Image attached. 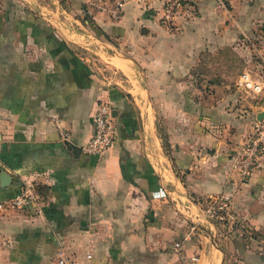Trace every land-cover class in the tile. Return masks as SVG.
I'll return each mask as SVG.
<instances>
[{
	"label": "crops",
	"instance_id": "crops-1",
	"mask_svg": "<svg viewBox=\"0 0 264 264\" xmlns=\"http://www.w3.org/2000/svg\"><path fill=\"white\" fill-rule=\"evenodd\" d=\"M70 1L83 19L68 34L86 31L111 64H125L126 79L136 64L155 99L103 81L100 65L52 25L72 19L62 8L37 14L31 0H0V202L26 184L42 197L41 213L0 209V264H56L60 254L71 264H264V157L249 177L233 161L264 99L195 77L211 68L204 56L247 54L242 40L258 37L264 0H181L169 23L168 0H105L123 2L119 18L94 0ZM103 103L117 142L86 154ZM213 197L227 198L230 214L193 232Z\"/></svg>",
	"mask_w": 264,
	"mask_h": 264
},
{
	"label": "built area",
	"instance_id": "built-area-1",
	"mask_svg": "<svg viewBox=\"0 0 264 264\" xmlns=\"http://www.w3.org/2000/svg\"><path fill=\"white\" fill-rule=\"evenodd\" d=\"M90 4L102 11H108L114 18H119L123 12V2H116L114 8L105 0H94ZM181 0H168L164 7V14L162 20L165 23L171 22L180 7ZM237 88L240 91L251 92L256 96L264 99V73L252 74L245 72L240 75L237 80ZM264 112V107L263 111ZM95 133L92 139L83 146V151L90 155H102L111 147H113L116 140V126L114 124V114L112 107L108 103H103L98 107L94 116ZM59 134L63 142L71 143V134L62 130L57 123ZM264 157V118L256 121L252 125V131L248 137L245 145L240 147L234 157V165L243 177H249L257 168L258 163ZM165 197V193H163ZM41 195L37 192L34 185L26 184L21 189L19 194L6 202H0V209L6 206L13 209L25 210L28 208H35L36 212L41 210ZM230 214V204L227 198H211L206 201L202 208V212L197 214L192 228L193 232H199L200 226H209L214 222L220 221L224 215ZM182 243H177L175 248L179 250L182 248ZM56 264H71L64 254H60Z\"/></svg>",
	"mask_w": 264,
	"mask_h": 264
},
{
	"label": "rangeland",
	"instance_id": "rangeland-1",
	"mask_svg": "<svg viewBox=\"0 0 264 264\" xmlns=\"http://www.w3.org/2000/svg\"><path fill=\"white\" fill-rule=\"evenodd\" d=\"M32 2L30 4L34 5L35 12L41 13L43 12L42 8L43 6H50L51 9L54 11H58V8H62L65 10L66 13H63V19L66 20L69 17L68 15H71V20L68 19L64 23L61 22H52V25L56 27L58 31H60L64 36L72 40V42L76 43V47H78L79 51L83 54L85 58L90 60V64L97 63L100 65V69L97 70L99 74L102 75V80H119V82L128 90H132L133 92H138L143 94V98H147V90L150 93L151 100L155 99V88L154 87H147L146 83L148 82V79L145 78L142 72L140 71V68L132 62H130V65L135 70V75L129 76V78H125L122 73H119L120 70H123L125 67L124 65L117 66L114 63L111 64L112 61V55L109 54V52L106 50V47H103V45L98 42L95 38L88 36L87 32L83 29L84 37H72V32H69L68 30L70 28H74L76 26L81 27L80 24L76 23V20H82L83 14H80L72 8V3L70 0H31ZM61 9V10H62ZM62 10V11H63ZM47 13L46 11H44ZM49 13V12H48ZM47 13V14H48ZM51 14V13H50ZM61 17V16H60ZM82 17V18H81ZM84 26V24H82ZM72 31V30H71ZM254 33H258V37H250L249 39H243L242 41L245 42L247 54L239 55L235 52L223 54L220 55H211V56H204L203 59L204 63L211 64V68L208 71H198L195 73V77L197 80H206L205 83H220L222 82H228L230 83V90L234 89L236 86V80L238 76L246 71L250 73H264V22L257 24V26L253 29ZM258 38V39H257ZM114 53H116L117 57L124 58L127 57L122 50H117L112 48ZM256 50H261V52H258ZM93 62V63H92ZM95 66V65H94ZM109 66V68H108ZM224 76V79H223ZM134 77V78H132ZM142 82V85L139 83ZM201 90H206L208 93L212 92L213 89L216 90L213 87H201L199 85ZM140 91V92H139ZM242 92V91H241ZM139 95V96H140ZM142 98V95L141 97ZM153 110V107H152ZM158 128L160 131H164V125L162 123V120L158 117ZM163 133V132H161ZM220 239V244L222 245V237Z\"/></svg>",
	"mask_w": 264,
	"mask_h": 264
},
{
	"label": "water",
	"instance_id": "water-1",
	"mask_svg": "<svg viewBox=\"0 0 264 264\" xmlns=\"http://www.w3.org/2000/svg\"><path fill=\"white\" fill-rule=\"evenodd\" d=\"M263 118H264V112L258 116V120L261 121ZM1 177H2V181L5 185L11 184L12 178L10 177V175L8 173L4 172Z\"/></svg>",
	"mask_w": 264,
	"mask_h": 264
}]
</instances>
